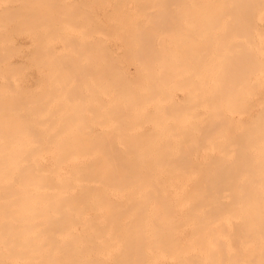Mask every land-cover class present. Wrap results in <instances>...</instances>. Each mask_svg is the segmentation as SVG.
<instances>
[{
	"label": "bare ground",
	"instance_id": "1",
	"mask_svg": "<svg viewBox=\"0 0 264 264\" xmlns=\"http://www.w3.org/2000/svg\"><path fill=\"white\" fill-rule=\"evenodd\" d=\"M261 21L0 0V264H264Z\"/></svg>",
	"mask_w": 264,
	"mask_h": 264
},
{
	"label": "rangeland",
	"instance_id": "2",
	"mask_svg": "<svg viewBox=\"0 0 264 264\" xmlns=\"http://www.w3.org/2000/svg\"><path fill=\"white\" fill-rule=\"evenodd\" d=\"M261 23L264 24V21H261ZM263 24H262V25H263ZM262 56H263V58H264V53H262ZM263 66H264V59H263ZM263 71H264V68H263Z\"/></svg>",
	"mask_w": 264,
	"mask_h": 264
}]
</instances>
